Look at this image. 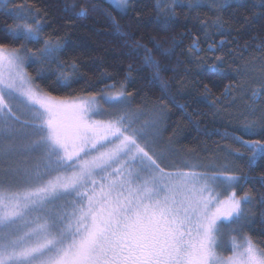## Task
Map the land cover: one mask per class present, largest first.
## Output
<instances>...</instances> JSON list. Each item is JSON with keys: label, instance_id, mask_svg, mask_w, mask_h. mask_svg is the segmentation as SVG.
I'll return each instance as SVG.
<instances>
[{"label": "snow or ice", "instance_id": "obj_1", "mask_svg": "<svg viewBox=\"0 0 264 264\" xmlns=\"http://www.w3.org/2000/svg\"><path fill=\"white\" fill-rule=\"evenodd\" d=\"M102 3L171 34L149 48L89 0H0V264H264V0ZM92 13L123 59L72 40ZM193 130L219 137L206 163L176 148Z\"/></svg>", "mask_w": 264, "mask_h": 264}, {"label": "trees", "instance_id": "obj_2", "mask_svg": "<svg viewBox=\"0 0 264 264\" xmlns=\"http://www.w3.org/2000/svg\"><path fill=\"white\" fill-rule=\"evenodd\" d=\"M15 2L19 3L21 0H15ZM25 2H30L36 5L37 7L43 9L45 6H50L52 7L53 10L59 7V5L63 2V0H25ZM68 2H71V0H68ZM81 2H84V0H81ZM90 3H95V4H100L102 8L107 9L109 12L112 13L113 16L116 17L117 20H119L122 24L125 25H130V28L128 30H132L136 32V36L134 39H141L143 43L147 44L149 48H152V44L149 43V38L155 37L157 40H162L167 38L171 34L169 33H164V32H157L155 31V26L151 23L145 22L142 23L141 25L137 26L134 23L131 22L129 17H124L121 19L119 14L112 10L111 8L108 7V5L103 4L102 0H89ZM142 3L148 4L149 7L144 9L145 15L147 16L148 13L151 12V0H141ZM94 19H80L75 21V23L78 25L77 28L72 30V40L76 41L77 39H80L84 41L89 50L90 55H101V56H106L108 59V62L110 64L114 62H118L119 60L123 59L122 57H119L118 54L121 50V47L123 45L122 40H118L114 36H108V35H99L97 32L94 31V29H100L102 32L103 31H109L107 24L104 22V17L99 16L96 13L91 14ZM95 21H99V23H96ZM184 29L182 27H176L172 31L174 32H181ZM220 37H216V39H219ZM248 39V37H244V40ZM244 40H241L240 42L243 43ZM190 42V38H184V43L176 49V52L172 56V62L174 64L177 55L179 54L181 48H186L188 43ZM171 45L166 43L162 44V47H170ZM105 50H108L105 52ZM158 59H160L158 53H154ZM207 55H212L211 53H201V57L207 56ZM181 59H183L181 57ZM130 61L127 59L123 60V65L126 67V65ZM135 63L138 65L140 62L135 61ZM211 63V61H209ZM190 67L195 68V65H190ZM111 72H116L117 69L115 67L109 68L108 69ZM150 72L149 70H146L144 75H148ZM123 71L120 72V76L122 77ZM172 73H163V76L167 78L168 76H171ZM179 75H183V72H181ZM195 78V73L192 76H189L188 79H194ZM177 79H179V76H177ZM224 83H228V79L225 78L222 80L220 87H223ZM138 86L142 87V93L141 96L144 97L145 94L147 96V100L151 102L154 100L158 95H159V88L158 87H153L151 85L147 84V81H138ZM199 89L196 90V93H198ZM78 92H68V91H61V92H53L52 95L60 97V98H71L72 96L78 95ZM216 94H219V90H216ZM211 99V98H210ZM193 107L199 108L204 111H208L209 109L207 108L206 104L199 103V104H194ZM178 117H173V120H176ZM165 138H167L168 133H165ZM219 137L213 136L211 138H206L203 135H198L194 130L191 131L190 134L186 133V138L182 139L176 147L180 150H197V151H202V148L205 147V145L211 146V142L213 140H218ZM207 154H212L211 151H207ZM213 155V154H212ZM255 239L264 241V237H260L258 234L254 236Z\"/></svg>", "mask_w": 264, "mask_h": 264}, {"label": "rangeland", "instance_id": "obj_3", "mask_svg": "<svg viewBox=\"0 0 264 264\" xmlns=\"http://www.w3.org/2000/svg\"><path fill=\"white\" fill-rule=\"evenodd\" d=\"M70 99V98H69ZM97 119H107V117H97ZM177 148V147H176ZM178 149V148H177ZM178 151L180 152V158H184L185 154L188 153V150H180L178 149ZM199 155V157L201 158V162L203 163H206L209 159L212 158V154H207L206 152L204 151H197V150H194L191 152L190 156L191 158L193 159V162H195V157ZM223 198V196H222ZM224 255H228L227 252H223Z\"/></svg>", "mask_w": 264, "mask_h": 264}]
</instances>
